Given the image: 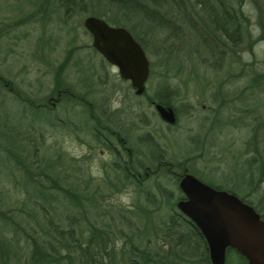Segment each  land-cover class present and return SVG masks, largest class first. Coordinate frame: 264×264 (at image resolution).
Returning a JSON list of instances; mask_svg holds the SVG:
<instances>
[{
    "label": "trees",
    "instance_id": "obj_1",
    "mask_svg": "<svg viewBox=\"0 0 264 264\" xmlns=\"http://www.w3.org/2000/svg\"><path fill=\"white\" fill-rule=\"evenodd\" d=\"M246 1L30 0L28 5L34 8L29 12L30 17L37 15L38 22L48 21L47 13L54 11L49 2H56L59 9L55 10L61 9L64 18H70L76 12L80 16H95L109 25L124 27L150 54L148 42L157 34L165 35L158 42V49L162 48L165 53L161 64L163 73L158 76L161 80L157 87L159 97L149 98L148 104L170 106L175 113L171 95L177 96V93L173 90L176 88L170 86L168 77L172 69L176 75L181 73L183 62L188 59V55L183 54L205 50L204 53L212 57L217 53L222 57L224 48L229 47L232 52V47H238L245 40L246 51L252 55L253 44L264 42L262 19L258 20L260 35L253 40L249 37V20L242 10ZM60 21L64 22V19ZM170 41L172 44L177 42L173 50ZM89 48L91 53H96L92 47ZM71 52L72 49L52 71L55 79L49 93L53 95L60 89L57 101L79 103L80 108L73 109L71 113H77L88 126L91 124L89 136L98 146L108 150L114 161L109 167H103L100 179L93 178L85 169L80 178L74 180L73 173H80V169L72 166L73 158H67L59 149L53 159L40 155L44 139L39 124L54 125L58 122L50 110L52 107L41 102L42 99L37 101L25 95L19 96L12 86L5 87L18 104L27 105L36 113H50V116L41 121L36 119L26 127L7 125L9 130L5 125L3 127V131L10 134L3 145L0 144V153L5 156L2 160L8 161L6 169L13 166V170L21 173L24 197L14 198L0 184V264H210L202 237L175 208V202L182 199V195L173 199V192L159 181L163 174L170 173V167L183 165L166 162L157 152L159 145L153 143L149 134L139 139L145 150L137 152L127 137L125 145L122 133L112 129L115 126L107 122V114L95 107V100L90 97L94 89L91 74L88 68L81 66V62L76 63V73L82 92L72 96L68 89L60 87L56 77L69 63ZM236 59L240 63V57L236 56ZM245 69L243 67L234 77H245L247 83L237 94L224 97L225 94L221 93L217 108L221 109L224 102L239 95L251 94L250 91L264 87V74H256L250 66L249 71L253 74L242 75ZM153 71L154 65L150 62L148 76H152ZM80 73L84 76L81 77ZM262 119L264 121V117ZM35 121H38V127H34ZM66 125L76 137L81 133L75 123L62 120L61 126ZM27 127L29 131H25ZM252 133L245 145L252 146L254 156L247 162L252 171L258 172L256 184H260L264 180V122L254 125ZM258 134H262L261 140ZM112 141L120 146V150L112 147ZM123 151L126 160L120 159ZM144 154H149L150 163L138 160ZM5 166L2 165L4 169ZM151 178H156L152 188L145 184ZM128 188H132L137 196L128 207L111 201L110 196ZM253 190L248 189L245 196L238 194V198L259 213L255 204L246 198L253 195ZM225 191L236 194L233 188ZM261 199H264V192ZM165 244L167 248L164 249ZM231 255L237 257L238 264H246L244 258L232 249L226 250L224 264H228Z\"/></svg>",
    "mask_w": 264,
    "mask_h": 264
},
{
    "label": "rangeland",
    "instance_id": "obj_2",
    "mask_svg": "<svg viewBox=\"0 0 264 264\" xmlns=\"http://www.w3.org/2000/svg\"><path fill=\"white\" fill-rule=\"evenodd\" d=\"M28 1L30 0H0V131H3L4 125L26 127L36 119L41 121L49 118L50 113H36L29 110L27 105L18 104L6 88L12 86L19 96L25 95L30 100L37 101L42 99L41 102L50 105L47 103L48 98H56V93H49L53 89L55 79L52 71L72 49L69 63L56 77L60 87L68 89L72 96L81 93L76 63L81 62V66L88 68L94 86L90 97L95 100L97 110L107 114V122L111 123L112 127L115 126L112 129L122 133L124 143L127 137L131 139L130 143L137 152L145 150L139 139L149 134L153 143L159 145L157 152L166 162H178L183 165L174 166L169 174L159 177L166 189L173 192V199L181 196L177 187L178 180L175 178L182 173V169H186L197 174L195 177L203 183L223 190L233 188L236 197H239L238 194L245 196L248 189H254L253 195L246 198L255 204L258 214L264 217V199H261L264 180L256 184L259 179L258 172L252 171L247 162L254 156V152L252 146L245 145L252 137L254 125L264 122V87L250 91L251 94L239 95L224 102L221 109L217 108L221 93L225 94L224 97L237 94L247 83L245 77H234L243 67L246 69L242 75L253 74L249 71L250 66L256 74H264L263 41L253 44L252 55L246 51L245 40L238 47H232V52L229 47L224 48L222 57L218 53L212 57L204 53L205 50L197 54H183L188 55V59L183 62L181 73L176 75L172 69L168 77L170 86L176 88L173 90L177 93V96L171 95L172 105L176 110L175 123L169 125L160 120L153 106L148 104L149 98L159 97L157 87L161 80L158 76L163 73L161 64L165 53L162 48L159 50L158 42L163 40L165 35L157 34L148 42L151 54L143 50L148 63L154 65V77H147L145 94L136 96L129 84L118 77L114 67L107 64L97 53H91V38L81 27L83 18L88 15L80 16L74 12L70 18H64L61 9L55 10L59 9L58 4L49 2L52 3L54 11L48 12L47 9L48 21L38 22L37 15L30 17L29 12L34 8L28 5ZM242 10L249 20L248 34L253 40L260 35L258 20L264 21V2L247 0ZM61 19H64V22H61ZM170 43L173 50V45L177 42ZM236 56L240 57V63L237 62ZM83 74L79 75L82 77ZM77 107L80 108L79 103L72 101H55L50 110L56 115L59 123L39 124L44 139L40 155L53 159L59 149L67 158H73L74 168L80 169V173H73L74 180L80 178L85 169L93 178L100 179L103 177V167H109L114 159L108 150L98 146L89 136L91 124L88 126L77 113H71ZM65 119L81 129V133H77L78 137L72 133L69 125L61 126V121ZM37 125L38 121H35L34 127ZM25 131H29V127L25 128ZM9 134L7 130L0 134L1 145ZM262 138V134H258V139ZM111 145L120 148L114 141ZM120 156L121 160H126L124 151ZM3 157L5 158L0 153V184H3L8 194L22 199V175L13 170V166L6 169L9 165L8 161L2 160ZM138 160L151 162L149 154H144ZM9 170L11 171L7 172ZM251 172L253 174H250ZM153 179L156 178L147 180L145 184L152 188ZM110 197L113 203L128 207L137 196L132 188H128ZM228 264H238L237 257L231 255Z\"/></svg>",
    "mask_w": 264,
    "mask_h": 264
},
{
    "label": "water",
    "instance_id": "obj_3",
    "mask_svg": "<svg viewBox=\"0 0 264 264\" xmlns=\"http://www.w3.org/2000/svg\"><path fill=\"white\" fill-rule=\"evenodd\" d=\"M82 27L91 38L92 49L127 81L133 94L145 91L148 60L141 46L123 27L86 16ZM158 117L166 124L175 122L170 106L152 103ZM182 199L176 210L197 229L202 237L210 264H224L226 250L232 249L246 264H264V218L234 194L212 188L184 173L177 183Z\"/></svg>",
    "mask_w": 264,
    "mask_h": 264
},
{
    "label": "flooded vegetation",
    "instance_id": "obj_4",
    "mask_svg": "<svg viewBox=\"0 0 264 264\" xmlns=\"http://www.w3.org/2000/svg\"><path fill=\"white\" fill-rule=\"evenodd\" d=\"M125 82H127V81H125ZM127 83H128V82H127ZM128 84H129V83H128ZM58 95H59V93L56 92V98H55L54 100H53L52 98H48L47 103H49L51 107H54V103H55V101H57ZM52 100L54 101L53 103H51ZM112 147L114 148V146H112ZM122 149H124V148H122ZM171 168H172V167L169 168V170H168L169 172H171ZM184 173L190 174V175H192L193 177L198 176V175L195 174L194 172L190 173V172L186 171V169H182V173H181L179 179L181 178V176H182ZM194 174H195V175H194ZM195 178H196V177H195ZM196 179H197V178H196ZM197 180H199V179H197ZM178 181H179V180H178ZM199 181H200V180H199ZM200 182H202V181H200ZM202 183H203V182H202ZM204 184H206V183H204ZM206 185H208V186H210V187H212V188H215V189L218 188L217 186H211L210 184H206ZM216 187H217V188H216ZM218 190H220V189H218ZM260 217H261V216H260ZM261 218H264V217H261Z\"/></svg>",
    "mask_w": 264,
    "mask_h": 264
}]
</instances>
